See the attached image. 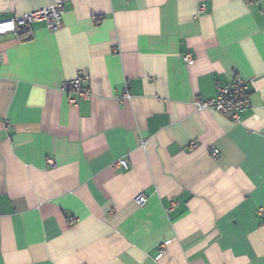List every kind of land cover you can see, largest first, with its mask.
I'll list each match as a JSON object with an SVG mask.
<instances>
[{
	"label": "crops",
	"instance_id": "obj_1",
	"mask_svg": "<svg viewBox=\"0 0 264 264\" xmlns=\"http://www.w3.org/2000/svg\"><path fill=\"white\" fill-rule=\"evenodd\" d=\"M63 1L0 37V264H264V0ZM238 77L240 123L198 108Z\"/></svg>",
	"mask_w": 264,
	"mask_h": 264
},
{
	"label": "built area",
	"instance_id": "obj_2",
	"mask_svg": "<svg viewBox=\"0 0 264 264\" xmlns=\"http://www.w3.org/2000/svg\"><path fill=\"white\" fill-rule=\"evenodd\" d=\"M252 3L253 0H247ZM264 11V9H263ZM64 16V1L56 0L54 4L35 11L18 15L12 19H0V37L3 35L12 34L20 38H26L31 30V26L35 23L46 22L48 29L51 31L58 30L63 22ZM185 61L188 65L194 63V59L190 54L185 56ZM250 83L244 78L238 77L230 82L228 85L221 87L218 90L217 96L211 100L198 99L196 104L200 110L210 109L229 117L233 122L240 123L242 114L249 108L248 92ZM61 90L65 93H75L82 99L92 98L90 87L85 83L82 74L78 75L75 79L66 81L62 84ZM131 91L129 83H126L123 98L129 99ZM74 105L77 104L76 100H71ZM145 147L146 141L142 142ZM193 147L197 146V142L192 143ZM220 154L218 149H213L212 156L217 159ZM49 164L54 165V161L49 159ZM121 162L114 163L115 167H120ZM139 205H145L147 200L143 196L137 198Z\"/></svg>",
	"mask_w": 264,
	"mask_h": 264
}]
</instances>
